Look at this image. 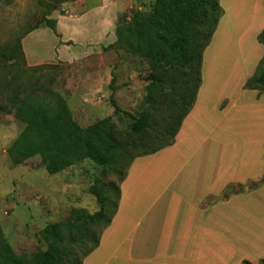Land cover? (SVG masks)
I'll return each instance as SVG.
<instances>
[{
    "label": "crops",
    "instance_id": "1",
    "mask_svg": "<svg viewBox=\"0 0 264 264\" xmlns=\"http://www.w3.org/2000/svg\"><path fill=\"white\" fill-rule=\"evenodd\" d=\"M80 2L49 17L56 31L42 26L23 36L30 66L89 61L116 40L104 34L102 2ZM220 4L193 105L170 144L130 162L111 222L82 264H240L264 257V235L248 237L249 222L264 217V184L248 187L264 179V89L246 87L264 58V0ZM216 38L235 58L227 69L223 56L206 55ZM238 184L244 192L222 199L228 185Z\"/></svg>",
    "mask_w": 264,
    "mask_h": 264
},
{
    "label": "rangeland",
    "instance_id": "2",
    "mask_svg": "<svg viewBox=\"0 0 264 264\" xmlns=\"http://www.w3.org/2000/svg\"><path fill=\"white\" fill-rule=\"evenodd\" d=\"M61 1L0 0V260L5 264H12L13 258H24L26 264H34L37 254L48 247L44 229L48 224L67 219L73 209L86 214L98 212L101 204L94 191L102 189L103 184L115 182L112 189L116 207L120 182L129 166L128 163L119 169V174L109 173L102 164L87 158L53 173L49 163L57 160L39 154L14 162L7 149L28 126L15 115L19 100L25 95L41 99L54 91L65 100L69 119L80 127L105 121L121 131H130L135 119L147 109L145 99L152 81V64L149 58L116 47L115 41L107 40L94 54L98 56L89 61L30 66L20 54V39L41 18L66 14L71 1ZM83 1L86 5L102 2L104 34L110 36L113 32L115 39V25L127 22L135 12L150 14L158 4V0ZM218 44L216 38L206 55H221L224 68L233 66V55L227 58L230 47ZM112 99L120 111H115ZM68 125L69 120H64L62 134ZM263 218L259 214L249 222V240L255 232L264 235Z\"/></svg>",
    "mask_w": 264,
    "mask_h": 264
},
{
    "label": "trees",
    "instance_id": "3",
    "mask_svg": "<svg viewBox=\"0 0 264 264\" xmlns=\"http://www.w3.org/2000/svg\"><path fill=\"white\" fill-rule=\"evenodd\" d=\"M70 1L74 0L61 2ZM222 11L220 0H158L152 13L135 12L130 20L117 25L114 42L118 48H127L149 58L152 64V81L145 99L147 109L135 119L132 129L114 130L105 121L82 128L69 119L67 104L56 92L51 91L41 99L25 95L19 100L15 115L28 126L8 147L10 158L19 162L39 154L56 159L49 163L53 173L90 158L102 164L109 173L119 174V169L134 158L155 153L170 144L196 98L201 82L202 55ZM56 23V19L43 17L28 32L42 26L56 31ZM22 38L19 50L25 57ZM260 39L264 43V31ZM161 60L165 61L164 65ZM246 87L264 89V58ZM112 104L115 111L121 110L114 99ZM64 120H69V125L62 134ZM119 178L122 179L121 175ZM114 183L103 184L102 189L94 191L101 204L95 214L73 209L67 219L47 225L43 236L48 247L37 254L34 264H82L80 259L97 246L101 229L110 224L116 210ZM262 184L264 179L248 187L257 189ZM244 191L242 184L228 185L222 199ZM11 263L26 264V260L13 258ZM0 264L5 262L0 260ZM240 264H264V257L244 259Z\"/></svg>",
    "mask_w": 264,
    "mask_h": 264
}]
</instances>
